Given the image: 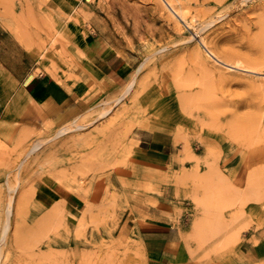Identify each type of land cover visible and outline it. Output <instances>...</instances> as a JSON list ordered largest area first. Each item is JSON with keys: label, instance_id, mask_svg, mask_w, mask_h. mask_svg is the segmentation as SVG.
Wrapping results in <instances>:
<instances>
[{"label": "rangeland", "instance_id": "374dc122", "mask_svg": "<svg viewBox=\"0 0 264 264\" xmlns=\"http://www.w3.org/2000/svg\"><path fill=\"white\" fill-rule=\"evenodd\" d=\"M162 1L0 0V264H153L146 233L172 226L169 264H264V199L235 193L264 164V0H179L181 28ZM199 39L255 72L206 69ZM94 45L124 57L120 81L96 70ZM30 75L69 100L26 89Z\"/></svg>", "mask_w": 264, "mask_h": 264}, {"label": "bare ground", "instance_id": "6f19581e", "mask_svg": "<svg viewBox=\"0 0 264 264\" xmlns=\"http://www.w3.org/2000/svg\"><path fill=\"white\" fill-rule=\"evenodd\" d=\"M163 1H164L165 5L167 6V8L169 9V11L172 13L173 17L177 20L176 24H177V26L179 28H181V26L184 25V24L185 25H192V23L190 22V18L188 16V12L186 11V9L183 6H179L177 4V1H179V0H169V1L168 0H163ZM188 11H190V10L188 9ZM192 17H193V15H192ZM193 22H195V20ZM179 28H178V30H180ZM176 31H177V29H176ZM202 34H203V32H202ZM195 36H197V34H195ZM49 42H50L49 43L50 47L47 48L48 46H45V48H44L45 50L48 51L51 48H52V50L58 48L54 38L51 39V41H49ZM199 43L201 44V48L204 49V52L199 48L198 52H196V53H198L199 58L205 64L204 66H205L206 69H209L208 66L212 65V64H209V62H210V59H213L215 62L219 63L220 65H222L224 67H226L225 68V69H227L226 71H229V69L230 70L231 69H240V70L247 71V72H255L253 67L252 68H248L246 66H243L242 65L243 62L241 64H233V63L229 62L227 60V58H228L227 56L228 55H226V57H227L226 59L221 56L222 54L219 56L217 53H215L216 51L214 52L213 49H210L208 47V44H207V42L204 39H199ZM209 44H211V43H209ZM195 48H196V46H195ZM40 56H42V53H40ZM196 56H194V57L196 58ZM230 58H232V57H230ZM214 70H215V68H214ZM214 70H213V72H215ZM262 77H263V75H262ZM33 79H34V75H30L26 79L25 85H28ZM262 82H264V81H262ZM260 84H263V83H261V80H260ZM131 88H132V86H129L128 91H130ZM2 145H4V143H3L2 139L0 138V146H2ZM199 187H200V185H199ZM199 187H197L198 189L196 190V192L194 194V203H195L196 207L199 208V210L201 212L193 220L192 227H191V230H190V236L192 237V239L195 238L197 240H201V239L205 238L207 233L209 231H211V229H212V219H213L211 217L210 213L207 212L208 208L210 207L209 206L210 204L208 202L209 201L208 200L209 197L207 196V194H206V196L203 195V197L202 196H198V193H199L198 191L199 190L201 191V187L200 188ZM236 188H237V190H236L235 193H237V201H238V203L242 202V199L244 198V196L245 197L251 196V197L256 198V199H264V164L259 165V166L255 167L253 169H250V170L248 169L245 187H243V185L241 183V184H238V186ZM26 200H27L26 196L23 195L21 197V201H22L23 205L26 203ZM60 202H61L62 205H64V206L66 205L65 201H61L60 200ZM52 210H53V213L56 214L57 218L63 217V218L66 219L67 215H66L65 209H62V208H59L58 206H55L54 208H52ZM242 214H243V211L239 207V208H237L236 210H234L232 212L231 218H232V220L239 219L242 216Z\"/></svg>", "mask_w": 264, "mask_h": 264}, {"label": "crops", "instance_id": "0c3cea01", "mask_svg": "<svg viewBox=\"0 0 264 264\" xmlns=\"http://www.w3.org/2000/svg\"><path fill=\"white\" fill-rule=\"evenodd\" d=\"M92 60L95 62V68L113 82L120 81L122 75L126 72V60L117 54H111L106 46H92L90 49ZM33 91H41L43 95L52 103L61 105L69 100V95L53 79L40 76L35 77L28 85ZM31 95V93H29ZM3 98L7 100L6 95ZM1 121V120H0ZM156 151V150H154ZM158 152V151H157ZM178 231L175 227H158L146 233L148 254L153 264H169L181 257L178 249L180 239L176 238ZM253 251L257 257L264 259V245L254 247Z\"/></svg>", "mask_w": 264, "mask_h": 264}]
</instances>
